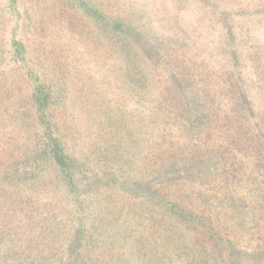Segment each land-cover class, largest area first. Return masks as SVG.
Masks as SVG:
<instances>
[{
  "label": "trees",
  "instance_id": "obj_1",
  "mask_svg": "<svg viewBox=\"0 0 264 264\" xmlns=\"http://www.w3.org/2000/svg\"><path fill=\"white\" fill-rule=\"evenodd\" d=\"M49 1L58 31L1 2L0 264H264V123L235 30L264 0Z\"/></svg>",
  "mask_w": 264,
  "mask_h": 264
},
{
  "label": "rangeland",
  "instance_id": "obj_2",
  "mask_svg": "<svg viewBox=\"0 0 264 264\" xmlns=\"http://www.w3.org/2000/svg\"><path fill=\"white\" fill-rule=\"evenodd\" d=\"M102 1L105 2V4H107L108 9L114 8L115 6V4L113 3L115 0H102ZM118 1H119V5H121L124 0H118ZM133 1L147 2L148 0H133ZM156 1L157 3H159L160 1L164 2L163 0H156ZM165 1H170V0H165ZM1 2L2 0H0V8L2 7ZM24 3L25 6L31 9L34 15L41 17V19L44 18L42 23L45 22L46 28L49 30L58 31L60 30V28L69 24L66 21V19L63 20L58 17H50L49 14L55 10L57 11L58 8L53 4L51 5V2L49 0H31V1L24 0ZM175 9L180 13V10H178V8ZM181 12H183L182 15H187L188 17H191L193 19L191 13L185 14L187 10L183 9ZM193 12L197 13L198 11L194 9ZM211 20L206 21L208 22L209 25L207 31L208 36L198 37L200 41H203L202 50H209L211 48V44L209 42L212 40L216 41L217 39L216 30L218 28L216 27L218 26L212 25V22H210ZM236 21H238V24L236 25L235 30H236V34L239 36L238 39L241 41L240 47H242L243 58H244V63L241 67L242 73L244 74L243 78L245 80L244 86L249 88V91L253 96L252 101H254V104L256 103L255 105L259 106L264 123V13L259 15L245 14L241 17L236 18ZM72 23L75 26L84 27L83 21L81 22L78 20H74ZM6 25L7 24L5 23L4 28L3 29L2 27L0 28V37H3L2 34L6 36L7 26H8ZM47 38H50V36H47L45 38L46 42L48 41L46 40ZM204 41L207 42V46L204 44ZM215 64L216 62L212 64L209 63L212 73L214 70L213 66H215ZM219 75L220 73L218 72L217 75L216 73L214 75L210 74L211 84H215L216 81L220 80ZM224 96H225L224 98H221L219 99V101H217L218 104L224 105L228 103L227 95Z\"/></svg>",
  "mask_w": 264,
  "mask_h": 264
}]
</instances>
